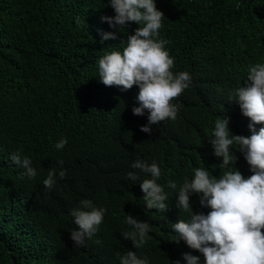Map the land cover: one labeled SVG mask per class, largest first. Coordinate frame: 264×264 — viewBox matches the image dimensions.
<instances>
[{
	"label": "trees",
	"instance_id": "1",
	"mask_svg": "<svg viewBox=\"0 0 264 264\" xmlns=\"http://www.w3.org/2000/svg\"><path fill=\"white\" fill-rule=\"evenodd\" d=\"M156 7L164 14L159 36L169 42L172 70L190 73L191 84L172 101L177 118L145 133L140 129L149 113L132 111L139 88L105 86L98 67L105 54L123 51L137 24L118 32L102 22L115 16L109 0H0V264H119L118 254L127 251L148 264H187L186 253L204 264L200 252L174 242L172 225L190 219L177 207L178 191L197 168L216 178L227 171L210 143L218 117L229 120L233 135L252 134L236 89L250 66L264 64V0H156ZM101 33L117 39L102 40ZM61 138L68 143L57 150ZM17 150L31 159L34 179L11 162ZM232 151L231 167L248 178L244 153L236 144ZM136 161L161 168L166 212L146 208L140 183L151 177L133 169ZM53 168L56 183L49 190L43 181ZM130 172L139 179L131 180ZM83 199L106 214L77 247L70 213ZM190 204L194 214L211 210L195 193ZM125 214L151 226L140 248L123 237L133 231Z\"/></svg>",
	"mask_w": 264,
	"mask_h": 264
},
{
	"label": "clouds",
	"instance_id": "2",
	"mask_svg": "<svg viewBox=\"0 0 264 264\" xmlns=\"http://www.w3.org/2000/svg\"><path fill=\"white\" fill-rule=\"evenodd\" d=\"M115 11L114 17H102L110 27L118 32L128 23L139 27L135 33L128 35L123 51H111L99 59L100 81L107 87L117 86L127 91L137 86L139 88L136 101L138 107H133L135 116H143L145 110L149 113L148 125L140 131L152 132V126L165 120H175L179 108L172 101L178 98L191 84L190 73L183 71L174 73V58L166 50L167 40L160 38L164 14L156 7V0H109ZM102 40L117 39L115 33H101ZM244 86L236 89V102L242 115L250 120L248 128L250 137L233 135L229 129V120L218 117L213 132L214 139L210 143L214 155L222 158L220 166L227 169L219 178L214 177L206 168L194 170V177L185 180L178 191L177 207L190 212V219L180 220L174 225L175 243L184 241L187 246L200 252L204 264H264V126L256 130V125H264V64L256 63L250 66ZM68 141L61 138L55 147L62 150ZM239 146V152L244 158L252 175L245 178L235 165L236 157L232 146ZM17 150L10 156L11 162L24 169L22 175L34 179L37 171L32 167L30 158L21 155ZM63 164V161H59ZM133 169H139L151 178L140 183L147 209H157L166 212L168 197L164 187L157 181L161 177V168L156 162L150 165L144 161H136ZM57 169L48 172L43 181L46 189H51L56 183ZM66 171L59 170L62 179ZM129 178L139 179L135 172H130ZM168 187L176 189L175 182L169 181ZM199 196L201 207L211 210L205 215L194 214L190 204L193 194ZM106 209L96 208L92 201L83 199L79 207L73 209L70 215L79 230L71 232V239L77 247L84 245L87 238L94 235L102 224ZM126 222L133 228L132 232L123 233L125 239H130L134 248L142 247L146 239L151 237L150 225L139 222L131 214H125ZM211 245V246H209ZM119 264H148L136 252L127 251L119 255ZM187 264H200V258L189 253L184 254Z\"/></svg>",
	"mask_w": 264,
	"mask_h": 264
}]
</instances>
